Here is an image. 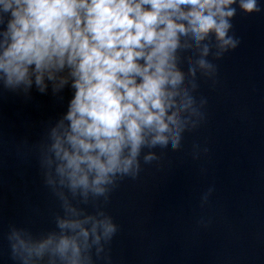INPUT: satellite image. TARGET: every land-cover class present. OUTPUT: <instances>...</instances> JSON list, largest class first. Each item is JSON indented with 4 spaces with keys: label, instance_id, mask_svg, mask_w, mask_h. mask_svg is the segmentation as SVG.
I'll list each match as a JSON object with an SVG mask.
<instances>
[{
    "label": "clouds",
    "instance_id": "1",
    "mask_svg": "<svg viewBox=\"0 0 264 264\" xmlns=\"http://www.w3.org/2000/svg\"><path fill=\"white\" fill-rule=\"evenodd\" d=\"M264 0H0V81L8 89L59 91L70 84L67 111L39 147L46 183L62 201L58 231L6 234L17 264H95L118 226L85 203L104 197L117 177L139 175L145 148L180 147L200 113L184 87L177 53L214 36L219 51L237 47L230 35L236 7L260 13ZM204 44L197 64L211 71ZM195 73V69L190 68ZM154 152L143 156L145 163ZM207 201V196L204 197Z\"/></svg>",
    "mask_w": 264,
    "mask_h": 264
},
{
    "label": "water",
    "instance_id": "2",
    "mask_svg": "<svg viewBox=\"0 0 264 264\" xmlns=\"http://www.w3.org/2000/svg\"><path fill=\"white\" fill-rule=\"evenodd\" d=\"M264 7V3L261 5ZM236 48L217 56L214 36L182 43L178 70L200 113L180 147L145 148L137 177H117L104 197L73 198L85 214L104 211L118 226L95 264H264V11L238 5ZM205 57L213 70L201 69ZM190 68L195 69L193 75ZM73 90L8 89L0 81V264H17L6 234L58 231L62 201L46 183L39 147L67 111ZM152 151L156 159L145 163ZM207 196V201L204 197Z\"/></svg>",
    "mask_w": 264,
    "mask_h": 264
}]
</instances>
